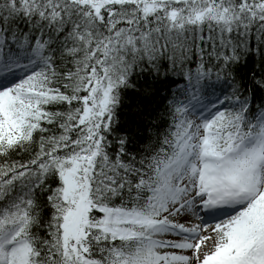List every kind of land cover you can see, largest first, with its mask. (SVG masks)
Instances as JSON below:
<instances>
[{
  "label": "snow or ice",
  "instance_id": "1",
  "mask_svg": "<svg viewBox=\"0 0 264 264\" xmlns=\"http://www.w3.org/2000/svg\"><path fill=\"white\" fill-rule=\"evenodd\" d=\"M0 264H264V0H0Z\"/></svg>",
  "mask_w": 264,
  "mask_h": 264
}]
</instances>
